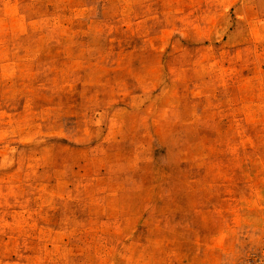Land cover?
<instances>
[{"label":"rangeland","instance_id":"obj_1","mask_svg":"<svg viewBox=\"0 0 264 264\" xmlns=\"http://www.w3.org/2000/svg\"><path fill=\"white\" fill-rule=\"evenodd\" d=\"M0 264H264V0H0Z\"/></svg>","mask_w":264,"mask_h":264}]
</instances>
